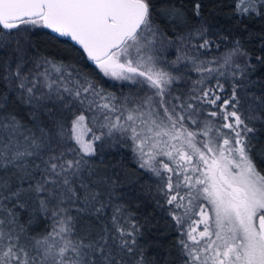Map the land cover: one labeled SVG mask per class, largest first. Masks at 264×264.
<instances>
[{
	"label": "snow or ice",
	"instance_id": "obj_1",
	"mask_svg": "<svg viewBox=\"0 0 264 264\" xmlns=\"http://www.w3.org/2000/svg\"><path fill=\"white\" fill-rule=\"evenodd\" d=\"M213 27L202 0H0V264H264V55Z\"/></svg>",
	"mask_w": 264,
	"mask_h": 264
},
{
	"label": "trees",
	"instance_id": "obj_2",
	"mask_svg": "<svg viewBox=\"0 0 264 264\" xmlns=\"http://www.w3.org/2000/svg\"><path fill=\"white\" fill-rule=\"evenodd\" d=\"M202 3L205 5V16L210 25H213L214 32L223 31L224 34H231V37L240 39L244 47L253 55V62H255V56L264 55L260 51V42L259 38L264 37V19H245L243 21L231 17V8L229 4L231 0H202ZM32 40L36 42L41 49H46L49 53L58 54V53H67L69 55H77L74 50L72 43L67 42L63 43L61 40L57 39L54 35L49 34L48 30L38 31L35 35L32 36ZM223 51V46L221 47ZM174 52L169 55V59L174 58ZM210 55H219V52L213 51ZM243 58L238 57V61H242ZM257 68L259 66L257 65ZM88 71H92L93 68L89 67ZM106 83V86L110 85L109 81H103ZM117 92L120 91V88L115 89ZM127 91V89H124ZM121 156H124V152H121ZM256 162L260 166L261 171H264V163L261 162L259 156L256 157ZM127 165L130 171H135L132 162L130 153L128 154ZM145 197L141 195V201ZM135 203L133 207H135ZM151 207H148L145 210L143 204H141L140 212L147 213L151 212ZM154 222L160 224L162 229L159 236L150 238V243H152L153 248L156 245H162L163 250H166L174 241L175 233L167 232L165 230V222L158 215ZM151 251V249H150Z\"/></svg>",
	"mask_w": 264,
	"mask_h": 264
},
{
	"label": "rangeland",
	"instance_id": "obj_3",
	"mask_svg": "<svg viewBox=\"0 0 264 264\" xmlns=\"http://www.w3.org/2000/svg\"><path fill=\"white\" fill-rule=\"evenodd\" d=\"M242 58V57H241ZM110 83H113V82H111V81H109Z\"/></svg>",
	"mask_w": 264,
	"mask_h": 264
},
{
	"label": "water",
	"instance_id": "obj_4",
	"mask_svg": "<svg viewBox=\"0 0 264 264\" xmlns=\"http://www.w3.org/2000/svg\"><path fill=\"white\" fill-rule=\"evenodd\" d=\"M71 43V42H70Z\"/></svg>",
	"mask_w": 264,
	"mask_h": 264
}]
</instances>
